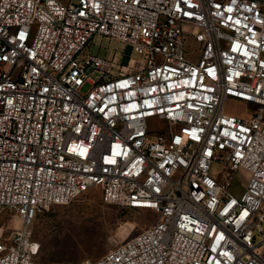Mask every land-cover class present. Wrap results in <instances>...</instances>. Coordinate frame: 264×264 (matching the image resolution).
Segmentation results:
<instances>
[{"label":"built area","instance_id":"obj_1","mask_svg":"<svg viewBox=\"0 0 264 264\" xmlns=\"http://www.w3.org/2000/svg\"><path fill=\"white\" fill-rule=\"evenodd\" d=\"M94 38L129 48L117 75ZM92 188L156 218L77 264H264V0H0V264Z\"/></svg>","mask_w":264,"mask_h":264},{"label":"rangeland","instance_id":"obj_2","mask_svg":"<svg viewBox=\"0 0 264 264\" xmlns=\"http://www.w3.org/2000/svg\"><path fill=\"white\" fill-rule=\"evenodd\" d=\"M65 1V0H63ZM76 0H73L75 3ZM101 43V47L94 43ZM124 46L102 38H94L86 49V54L113 57L110 72L117 75L122 60ZM139 58L134 52L130 56V64ZM92 76L97 78L95 70ZM85 82L80 92L90 88ZM224 112L241 117L248 116L251 106L236 100L227 99ZM230 191L239 195L247 183L244 170L234 171L230 179ZM4 212L0 218L2 227H18L17 218L8 219ZM156 213L137 210L103 201L97 188H92L65 205H48L37 214L32 226V236L39 242V252L34 258L35 264H77L83 258H97L116 244L126 240L154 221ZM264 226V224H263Z\"/></svg>","mask_w":264,"mask_h":264},{"label":"water","instance_id":"obj_3","mask_svg":"<svg viewBox=\"0 0 264 264\" xmlns=\"http://www.w3.org/2000/svg\"><path fill=\"white\" fill-rule=\"evenodd\" d=\"M128 53H129V48H126L125 51H124V56H123L124 61L127 60V58H128Z\"/></svg>","mask_w":264,"mask_h":264},{"label":"bare ground","instance_id":"obj_4","mask_svg":"<svg viewBox=\"0 0 264 264\" xmlns=\"http://www.w3.org/2000/svg\"><path fill=\"white\" fill-rule=\"evenodd\" d=\"M14 217L17 218L18 221H19V223H20V219H19L17 216H13V218H14ZM19 226H20V224H19ZM19 226H18V227H19Z\"/></svg>","mask_w":264,"mask_h":264}]
</instances>
